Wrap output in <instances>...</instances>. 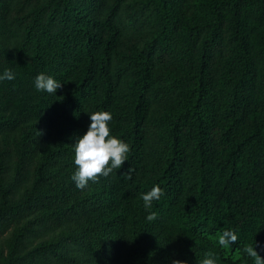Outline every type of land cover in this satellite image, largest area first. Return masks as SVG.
<instances>
[{"label":"trees","instance_id":"obj_1","mask_svg":"<svg viewBox=\"0 0 264 264\" xmlns=\"http://www.w3.org/2000/svg\"><path fill=\"white\" fill-rule=\"evenodd\" d=\"M5 69L0 264H251L255 242L264 257V0H0ZM95 111L129 160L79 190Z\"/></svg>","mask_w":264,"mask_h":264},{"label":"clouds","instance_id":"obj_2","mask_svg":"<svg viewBox=\"0 0 264 264\" xmlns=\"http://www.w3.org/2000/svg\"><path fill=\"white\" fill-rule=\"evenodd\" d=\"M16 73L11 69L0 72V83L13 81ZM62 87V82L51 75L40 73L34 79V88L38 92L55 94ZM113 115L110 111H95L90 113V125L88 130L78 136L74 143L75 159L77 166L71 179L75 187L84 190L90 181H96L99 176L109 177L114 170L122 167L129 160L130 145L122 139L111 134L110 122ZM163 189L159 184L153 186L149 191L142 194L143 207L148 212L146 220H156L155 212H152L153 202L159 201L163 196ZM108 240V239H107ZM238 240V234L232 230L223 231L215 241L221 249H227ZM246 255L251 258V264H264L254 246L244 249ZM170 264H189L187 260L170 259ZM202 264H216L214 256H208Z\"/></svg>","mask_w":264,"mask_h":264}]
</instances>
